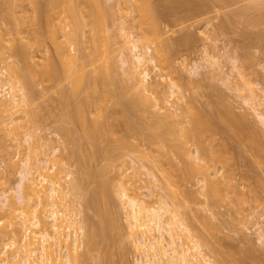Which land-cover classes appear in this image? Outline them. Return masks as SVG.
<instances>
[{"label":"rangeland","instance_id":"1","mask_svg":"<svg viewBox=\"0 0 264 264\" xmlns=\"http://www.w3.org/2000/svg\"><path fill=\"white\" fill-rule=\"evenodd\" d=\"M49 1L0 0V66L6 71L2 80H20L16 82L26 87L23 91L31 100L8 125L12 130L3 124L4 113L0 118V192L15 188L20 159L36 152L40 156L42 142H51L59 155L51 156L55 167L47 172L56 173L64 191L72 190L71 185L66 203L79 209L78 220L94 234L95 248L80 249L85 253L82 264H134L141 257V249L134 250L126 235L124 211L112 186L116 171L142 199L150 201L145 195L156 185L153 190L179 205L212 264H264V243L255 232L264 227V121L251 107L250 92L238 90L239 71L255 92L264 87V0H59L52 17ZM58 25L66 27L60 28L65 35ZM124 26L152 49L158 67L151 70L149 81L162 74L164 83L177 84L167 107L171 110L172 102L181 98L183 118L166 117L163 110L155 116L149 104L135 107L130 102L135 94L123 87L131 83L123 75L119 34ZM66 50L73 52L71 62ZM165 94L158 93L162 98ZM83 105L86 125L99 124L95 139L76 116ZM228 116L240 125L227 122ZM188 128L196 130L194 135ZM29 130L41 138L30 143L32 151L15 144ZM195 149L203 159L200 164L210 162L208 173L218 171L219 187L211 196L204 197L199 187L201 169L188 164L186 153ZM107 165L109 171L101 174ZM134 168L139 176H132ZM105 178L112 179L107 204L99 200L98 185ZM14 213H0V229L6 232L0 234V251L10 241L8 221L20 223ZM104 213L111 219L109 229L103 227Z\"/></svg>","mask_w":264,"mask_h":264},{"label":"bare ground","instance_id":"2","mask_svg":"<svg viewBox=\"0 0 264 264\" xmlns=\"http://www.w3.org/2000/svg\"><path fill=\"white\" fill-rule=\"evenodd\" d=\"M135 2H137V1L135 0ZM135 2H133V3H135ZM49 3H50V5L48 4L49 5L48 7L51 6L52 11L49 8L50 11H48V12H50V13L48 16H51L50 15V14H52L51 12H54L53 8L56 9V7H58L60 5V1L59 0H50ZM117 4L119 5V3H117ZM139 4H140V2H139ZM65 5L68 6L66 3H65ZM138 5H136V6H138ZM143 6H146V5H143ZM143 6L141 5V8ZM63 7H64V4H63ZM139 7H140V5H139ZM139 7L137 9H139ZM141 8H140V12H143V10ZM61 9H62V7H61ZM66 9H67V7H66ZM69 9H71V8H69ZM145 11H146V9H145ZM147 11H148V9H147ZM55 13H56V11H55ZM146 13L144 12L143 14L146 15ZM146 17L147 16H145V18ZM151 20H150V22L154 21V20H152V21ZM60 21L62 22V20H60ZM125 23L127 24V22H125ZM65 24H67V23H65ZM64 27H60L58 25L59 29H57V30H60V28L64 29ZM65 33H63V34L65 35ZM52 34L54 35L56 33L52 32ZM63 34H61V35H63ZM111 36L113 38V34H111ZM114 36H115V34H114ZM119 36L121 37L120 38L121 39V46H122L121 47V49H122L121 53L123 55L122 56L123 57L122 58V64L125 65L124 66L125 68H123L124 69L123 75L126 76V79H129V81L131 80L130 84L128 83L126 86L123 85V87H125L124 89L127 88V90L133 91V94H135L133 99H130V100H132V101H130L131 103L134 101L132 105L135 104V107H137L136 104L137 105L149 104L150 107H152L154 110L157 111V112H154V114L156 113L155 116L156 115L158 116V112L163 110V111H165L164 116H166V117L177 116L179 118H183V114H182V112L184 113V110H182L183 106H181L182 104L179 103L181 98L179 99V97L176 96L177 97L176 100L179 99V101L178 102L177 101L172 102V104H171L172 109L171 110L169 109L170 107H167L168 99H170L169 96H172L174 93L176 95V93H177V90H175V88L178 87L177 84L173 81H170L168 83H164L162 81L164 79V76H162V74L161 75L158 74V76H157L158 80L154 79V81L153 80L149 81L151 70L152 71L156 70L158 67L156 64L157 62L155 61L156 59L152 56L151 47L148 44L147 45L142 44L140 42V39L138 37H135L132 30L127 29V27H125V26L120 28ZM73 40L74 39H72V41ZM93 41H95V39ZM69 42H71V41L69 40ZM70 45H72V43L69 44V46ZM71 48H74V47L71 46ZM63 50H65V49H63ZM63 50L62 51L59 50V51L64 52ZM67 50H66V57L68 60H70L69 62H71L73 52L67 53ZM59 51H56V52H59ZM69 51H71V50H69ZM102 52H104V51H102ZM103 54L105 55L106 53H103ZM64 56H65V54H64ZM90 58H92V57H90ZM0 61H2V58L0 59ZM75 61H77V59ZM63 63H64V61H63ZM61 64L62 63H60V65ZM75 64H73V65H75ZM77 65H81V64L79 63ZM65 66H67V64ZM71 67L69 69H71ZM73 67H75V66H73ZM81 67H83V65H81ZM67 68H68V66H67ZM3 69L4 68L1 65L0 66V113H1L0 118H1V116H3L2 114L4 113V116L2 118L3 122H4V120H6V119L7 120L3 124L5 125V123H6V126H7L6 128L8 129L9 124L14 123L16 118L19 119L18 117H15V115L19 111L24 112L28 109L27 107L30 105L29 101H31V100L28 97L29 95H27L23 91V89L25 90L26 87L23 88L24 85H22V86L18 85L17 82L20 80L16 79L17 82L13 81L14 78L13 79L7 78L5 80H2L4 71H5ZM62 71H64V70H62ZM239 72H240L242 78L239 81L238 90H239V88H241V89H246L250 92V94H251L250 99L252 102L251 107H252L255 115L258 118H260V121L261 120L264 121V87H262L260 89L261 93L255 92L253 86L251 85V82H249V80L245 79V77L243 79L244 75L242 74L241 71H239ZM65 75H66V73H65ZM123 75H122V77H123ZM11 77H12V75H11ZM70 79H73V78L70 77ZM74 79L76 81L75 82L73 81V83H74L73 85H75V83L77 82V79L76 78H74ZM129 81L127 80V82H129ZM78 82L81 83V85H82V83H83L82 78H80L78 80ZM234 84H235V82H234ZM25 85H26V83H25ZM76 85H78V84H76ZM78 86H80V85H78ZM76 88H77V86H76ZM76 88L74 87L75 90H76ZM160 91L161 92L163 91L166 94L167 93L168 94L167 95L165 94L163 96L164 98H162V96L159 97L160 95H158V93ZM125 92H127L126 93L127 95L130 94V96H131L132 92L128 93L129 91H126V90H125ZM133 94H132V96H133ZM135 98H136V100H134ZM247 102H248V100H247ZM249 102H250V100H249ZM191 108H193V107H191ZM22 109H25V110H22ZM84 110H85L84 105L77 107V109L75 110L76 114H77L76 116H78L81 119L82 124H83L82 128H84V131L86 132V134H88L90 139H93L95 136V133L98 130L99 124L97 125L96 122L92 121L91 124L87 126L86 120H85L87 117L84 115V113H85ZM19 113L21 114V112H19ZM25 113H27V112H25ZM180 113L182 115H180ZM226 114H228V113H226ZM229 114H230V112H229ZM25 116H27V114ZM19 117H20V115H19ZM153 117H154V115H153ZM228 118L229 119L226 118L227 122L229 120H231L229 116H228ZM155 119L157 122V119H159V118L155 117ZM151 121H152V119H151ZM229 122H233L235 124L237 123V125L238 124L240 125V123H241L239 120H237L234 117ZM158 123H159V121H158ZM194 123H195V121H194ZM130 124H128V126ZM153 124H154V122H153ZM12 127L10 128L11 130H12ZM7 129H5V130H7ZM192 129H194V128H192ZM188 130H190V132H192L193 135H194L193 132L196 131V130L195 131L191 130L190 128H188ZM9 131L10 130H8V133H10ZM21 136H23V137L21 138L19 136V138L17 137L18 139L16 137H14V138H16L15 144L17 146L22 145V144H24V146H25V144H26L27 146L24 148H27V149L30 148V150H31V144L30 143L32 142L34 144V143H36L35 141L38 139L37 138L38 135H35V132H33V130L26 131ZM38 140H41V138L39 137ZM15 144H13V146H16ZM52 145L53 144H51V142L47 143L46 141H43L42 142L43 148H41L42 150L39 153L40 156L39 155L37 156L38 152H36V154H34V156L28 155V156L24 157L23 159H20L18 164L16 163V165H17L16 168H18L17 171H18L19 177H18L15 188L12 190L11 189H5V190L0 192V213L8 212L9 216H11L10 214L14 211L15 217L20 219V223L17 224V223H13L14 222L12 220L13 218L12 219L10 218L12 220V222H10L11 221L10 220V221H8L9 223H7L8 225H6L7 227L8 226L10 227L11 237H10V241L8 243L3 244V248L0 251V264H63V263L64 264H82V262H81L82 256H84L85 253L80 252V249L83 247V245H85L86 248H88L89 250H91L93 246H94L93 248H95L96 243L94 241L93 232H89L84 221L78 220V218H77V215H79L78 214L79 209L78 210L75 209V211H74V208L70 209L67 205L69 203H66L67 201H69V200H67L68 195L73 193V192H71L73 190V188L70 185V188L72 190L64 191L62 184L56 178V173L53 172L51 174H48V172H47V169L48 170L51 169V171L54 169V167H55L54 161L56 160L55 158H56V156L59 155V152H58L59 148L57 146H52ZM18 148H20V146ZM48 149H50L49 152H48ZM189 152L190 153H186L189 166L192 168H195V170H196V168H197V170L199 169V172L201 169V171L203 172L202 174H204L201 177L202 183L199 186L201 188V190L203 191L202 195L204 197L205 196L207 197L210 194V196H211V194H214L218 190V187H219L218 186L219 183L217 181L218 178H216L218 171H217V169H215L212 173H208L209 172L208 169H210V166H209L210 162L206 165L200 164V161L203 159L197 155V150L195 149L194 152H193V150L189 151ZM33 153H35V152H33ZM192 153H193V156L190 155ZM35 155L37 157H35ZM51 156L52 157L55 156V158L51 159ZM34 157H35V159H34ZM48 163H50V166L48 165ZM151 168L152 167H149L148 171H150ZM109 169H110V167H109V165H107L103 168V170L100 173L101 174L107 173L109 171ZM144 169L147 170V167L145 166ZM137 170H138V168H136V169L134 168V173L132 174L133 177L139 176V175H135L137 173L136 172ZM138 172L140 173V171H138ZM149 173L152 174V170ZM121 174L122 173H119L118 171H116V173L114 175V181L112 182V179H110V180H111L112 186L115 190L116 197L118 196L117 198H119L120 207L124 211V219L126 222L127 238L130 241L131 245H133L134 250L138 251L141 249L140 252H142V254H140L141 257H138L135 260L134 264H212V261L210 260L209 255H207V253H205L203 250L204 247H203V243H201L202 241L200 242L197 239L196 234L193 232L194 230L192 229V226L187 221H185V219L183 217L184 216L183 212H181L179 209V207H180L179 205L173 206L172 204H170L168 202L167 199L162 197L158 193V191H156L157 190L155 187L156 183L154 184L155 186H153V187H155L156 190L155 189L153 190L152 189L153 187H152L149 189L150 193H148V195L147 194L145 195V196L150 197L151 200L146 201V200H144V198L142 199L140 197V195L137 194L135 189L131 188L128 184H126V182L122 178ZM144 174H146L145 171H144ZM211 175L213 177H211ZM153 176H152V178H153ZM69 177H70V173H67L66 178L70 179ZM149 177H150V175H149ZM149 180H148V182H149ZM111 182L109 181V179L105 178L98 185L102 190V195L99 197V200L104 204H107V201H108L107 195H105V193L107 192L108 187H109V183H111ZM163 183H164V181H163ZM72 184H73V182H72ZM160 184H162V181ZM167 184L168 183L166 182V184L164 183V185L163 184L162 185L164 187H170V186H168L169 184L168 185ZM75 186H76V184H75ZM165 190H166V188H165ZM11 191L13 194L11 193ZM153 196H155V197H153ZM96 204H97V202H96ZM100 213H101V211H100ZM103 217H104V220L102 219L103 220L102 222L104 224L103 227L105 226L104 229H106V227L108 228L111 226V223H110V226H108L109 225L108 220L111 221V219L109 218L110 216L108 217L107 213H104ZM206 218L207 217H205V219ZM1 223H2V221L0 220V224ZM16 224L18 226H15ZM207 224H208V222H207ZM65 230L68 232H66ZM255 232L258 235V239L262 243H264V227L256 228ZM2 233H6V232L3 229H0V234H2ZM69 245H71V248H72L71 250L68 248ZM7 247L9 249H11L10 254H8L7 253L8 251L6 252V249H4ZM61 248L64 249L62 252H61V250H62ZM88 249H86V253H87ZM53 253H55V254H53ZM1 255H4V256H1ZM56 260H57V262H54ZM108 262L109 261H107V263Z\"/></svg>","mask_w":264,"mask_h":264}]
</instances>
